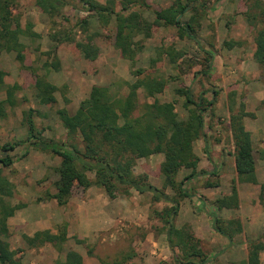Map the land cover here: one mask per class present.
I'll return each instance as SVG.
<instances>
[{
    "label": "rangeland",
    "instance_id": "obj_1",
    "mask_svg": "<svg viewBox=\"0 0 264 264\" xmlns=\"http://www.w3.org/2000/svg\"><path fill=\"white\" fill-rule=\"evenodd\" d=\"M65 1L66 4L52 16L38 7L37 0L13 1L10 9L13 28L26 31L30 27L29 32L35 36H19L25 45L22 63L17 61L15 51L0 53V72L4 73L5 86L0 90V100L6 99L7 86H19L15 92L16 104L8 105L6 116L0 117V158L10 156L14 160L13 165L3 170L15 186L16 194L9 202L26 204L23 211L10 218L8 241L11 249L24 264H65L68 251L78 252L83 257V264L115 261L123 264L174 263L179 249L173 251L170 248L167 230L157 215L170 204L154 202L150 193L139 194L131 190L127 195L120 190L117 197L111 199L99 186L84 189L76 185L69 202L60 206L56 199L48 197V194L56 193L59 156L35 150L28 143L10 152L2 149L5 144L27 138L26 116L30 109L34 110L33 120L43 138L67 146L74 142L83 148L80 138L69 137L57 111L75 112L81 102L90 97L94 87L107 88L112 98H124L132 84L152 77L165 80L166 85L163 92L154 96L145 86H140L137 90L139 112L146 104L170 103L178 117L187 120L195 107L184 106L185 99L178 93L181 88L190 89L196 99L203 96L207 102H213L205 113L208 138L196 140L193 148L200 158L197 170L215 168L219 174L203 175L186 182L192 197L181 201L175 226L178 229L191 227L207 257L206 264H236L246 259L249 242L264 241V157L261 155L264 104L257 106L259 100L254 97L255 92L252 94L264 88V68L254 59V39L261 24L248 22L245 13L259 11L252 6L264 0H200L206 3V8L197 41L180 39L173 27H154L150 38L137 37L139 46L129 57H124L116 46L117 31L112 17L104 22L88 11L80 0ZM96 1L107 4L109 0ZM114 2L116 10L130 2L127 12L137 11L149 21L154 20L155 13L172 4V0ZM55 33L60 36L56 42L51 38ZM74 40L92 41L99 48L97 59H85L76 49ZM231 40L241 44L228 49L224 43ZM169 48L181 53L176 63H171L165 53ZM204 50L214 54L208 75L203 74L208 65ZM37 77L57 87L54 105H44L37 98ZM242 104L247 113L243 122L251 131L255 148L258 183L239 184L240 207L219 210L215 201L231 194L235 178V146L230 120ZM248 106L255 110L247 111ZM204 144L210 150L207 155H204ZM162 161L163 155L157 154L135 158L127 164H132L135 175L146 174L152 185L162 188ZM191 172L181 169L178 180ZM88 176L94 181V174ZM208 180L219 182L220 188L205 187ZM167 191L175 195L171 190ZM200 201H204L201 206ZM183 204L187 209L185 206L182 209ZM214 214L224 221L239 219L243 232L230 242L214 229ZM63 225L67 227L68 240L62 251L52 244L29 247L24 239V236L44 230L57 234ZM260 264H264V251L260 255Z\"/></svg>",
    "mask_w": 264,
    "mask_h": 264
},
{
    "label": "trees",
    "instance_id": "obj_2",
    "mask_svg": "<svg viewBox=\"0 0 264 264\" xmlns=\"http://www.w3.org/2000/svg\"><path fill=\"white\" fill-rule=\"evenodd\" d=\"M15 0H0V53L15 51L17 61L22 63L25 45L20 42V35L35 36L29 29H14L13 14L10 11ZM88 11L94 13L99 19L107 22L111 17L116 24V46L121 50L124 57H129L139 46L137 37L150 38L154 27H173L177 30L180 39L197 41L198 32L202 28L203 12L206 3L200 0H172V4L165 9L155 13L153 21L143 18L137 11L127 12V4H123L120 10H116L114 0L107 4H101L96 0H80ZM64 4L65 0H37L38 7L49 15H53ZM253 9L245 13L248 22H258L260 29L256 32V50L254 59L264 68V2H255ZM189 14L188 18L186 17ZM53 41H59V34L51 35ZM91 39V38H90ZM92 40V39H91ZM76 49L82 56L90 61L97 59L99 48L90 40H74ZM241 42L231 40L225 41L228 49L240 45ZM38 50V49H36ZM205 51V50H204ZM166 55L171 63H176L181 53L173 48L166 50ZM47 54H51L47 52ZM208 62V75L212 69L214 54L205 51ZM44 67H48L45 63ZM31 69V67L29 68ZM166 85L165 80L145 77L130 87L129 94L124 98H112L107 88L94 87L90 97L83 100L78 109L71 113L67 109L57 111L59 119L72 139L80 138L83 148L71 143L69 146L41 136L33 120V109L26 116L27 138L23 141L5 144L3 151H14L23 143L39 151H49L61 158V164L57 168L59 175L55 183L56 193L49 198L56 199L60 206L69 202L73 189L76 185L88 189L93 185L105 190L107 195L114 199L122 190L129 195L131 190L139 194L150 193L153 201L165 202L167 206L157 215L164 223L167 230V238L170 248L179 252L174 256L173 264H206L207 257L200 246V241L194 235L190 226L178 229L175 219L180 210L181 201L191 198L190 191L186 188V182L199 176H218V171H198L200 158L194 153L193 143L206 137L205 113L213 102H207L203 96L195 98L190 89L178 90L180 96L184 97L187 108L194 106L190 118L180 119L175 113L173 104L155 102L146 104L139 112L138 93L140 86H145L151 96L163 92ZM4 86V73L0 72V90ZM2 88V89H1ZM5 88V86H4ZM19 89L17 84L6 87V99L0 100V117L6 116L7 106L16 104L15 92ZM57 87L42 77H37L35 84L36 96L44 105H54L57 102L55 96ZM217 92H215V95ZM232 110V109H231ZM243 104L238 113L231 116L230 124L235 146V178L232 181L231 194L215 201V207L221 209H238L240 198L238 192L239 184H257L256 164L254 159L255 148L251 133L244 125ZM208 154V148L206 150ZM162 154L163 161L160 166L163 187L158 188L149 182L146 174L135 175L131 169L135 158L151 157ZM264 157V149L261 151ZM132 161V162H131ZM14 164L10 156L0 158V264H24L17 252L11 249L8 241L10 236L8 220L17 211L26 207V204H11L15 196L14 184L3 174L4 168ZM190 169L192 172L178 180L181 169ZM95 175L94 181L88 176ZM219 182L207 181L205 187H218ZM167 190L175 193L172 196ZM214 216V229L233 241L237 234L243 232V224L239 219L224 221L217 215ZM29 247H41L52 244L62 251L67 242V227L63 225L59 233L53 234L50 230L38 231L33 236H24ZM82 241H79L81 243ZM264 251V241L252 240L249 242L247 258L236 264H260V255ZM65 264H83V257L76 251H68ZM103 264H123L121 261Z\"/></svg>",
    "mask_w": 264,
    "mask_h": 264
},
{
    "label": "crops",
    "instance_id": "obj_3",
    "mask_svg": "<svg viewBox=\"0 0 264 264\" xmlns=\"http://www.w3.org/2000/svg\"><path fill=\"white\" fill-rule=\"evenodd\" d=\"M252 92V91H251ZM254 92H255V94H254ZM252 94H254V97L257 99V100H259V102L257 101V103H259L257 106H260L261 104H264V88H262V89H258V91L256 92V91H253V93ZM254 98V99H255ZM256 106V107H257ZM246 109H247V111H251V110H255V109H251V107H246ZM245 127H246V129L249 131L250 129H248L247 128V125H246V123H245ZM250 133H251V131H249ZM252 135V134H251ZM206 138H208V135H207V137H205L204 139H206ZM253 140V139H252ZM264 140V139H263ZM204 146H205V154L204 155H207V152H206V150H207V148H208V145L206 144H204ZM263 149H264V147H263ZM210 150H209V148H208V152H209ZM205 168V166H203V169ZM206 170H208V169H206ZM212 170H210V172H211ZM202 177V176H201ZM225 179V177H223V180ZM231 179V178H230ZM220 183H222V180H221V182ZM218 188H220V187H218ZM204 201H200L199 202V205L201 206L202 205V203H203ZM184 206H185V209H187L186 208V204L184 205L183 204V206H182V209H184ZM24 209H21V210H19V211H17L16 212V214L17 213H20L21 211H23ZM8 223H9V225H10V223H11V219H9V221H8ZM30 236V235H29Z\"/></svg>",
    "mask_w": 264,
    "mask_h": 264
}]
</instances>
